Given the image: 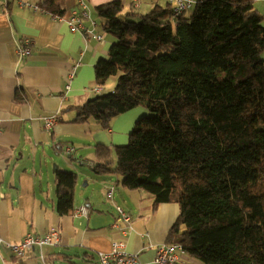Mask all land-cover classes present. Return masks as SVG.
<instances>
[{
	"label": "trees",
	"instance_id": "trees-1",
	"mask_svg": "<svg viewBox=\"0 0 264 264\" xmlns=\"http://www.w3.org/2000/svg\"><path fill=\"white\" fill-rule=\"evenodd\" d=\"M255 2L196 0L190 16H175L171 4L141 14L121 0L96 9L117 41L95 80L102 87L117 79L78 107L76 121L110 129L139 105L150 114L116 146L115 165L113 149L96 144L91 167L120 174L155 208L178 203L168 241L200 264H264V25ZM39 4L65 15L57 0ZM57 175V208L66 215L77 173Z\"/></svg>",
	"mask_w": 264,
	"mask_h": 264
},
{
	"label": "crops",
	"instance_id": "crops-1",
	"mask_svg": "<svg viewBox=\"0 0 264 264\" xmlns=\"http://www.w3.org/2000/svg\"><path fill=\"white\" fill-rule=\"evenodd\" d=\"M26 1L39 5L41 0ZM87 1L98 23L95 31L103 35V41L85 39L81 31L49 12L22 7L17 0H10L7 8L0 0V238L5 243H18L27 233L43 235L57 228L60 243L42 249L48 264H100V253L110 252L115 241H122L127 251L138 253L143 264H153L157 246L169 242L170 229L180 213L178 203H161L155 208L148 192L126 188L120 174H92L86 177L84 188L78 177L83 172L77 168L73 211L85 205L89 214L77 216L72 211L61 215L54 194L57 179L53 185L42 169L47 163L45 148L63 154L65 147L73 146L76 153L74 160H69L71 164L79 158L78 162L89 165L93 172L94 163L89 161L95 160L81 162L80 146L93 148V153L96 144L121 146L140 115H122L113 125L117 130L110 128L107 133L98 131L90 119L76 121L78 107L94 98L96 65L108 57L117 41L105 31L96 11L115 0ZM121 1L127 10L141 14L155 5L170 4L167 0H140L136 10L130 0ZM57 3L65 9V15L77 6V0ZM255 7L263 15L264 25V0H256ZM84 25L92 28L89 20ZM27 38L32 41L31 54L20 59L17 49ZM67 82L71 85L68 91ZM65 91L67 98L63 99ZM53 114H59V120L46 129L44 118ZM57 169L59 165L55 168L58 178ZM119 207L130 214L129 223L121 219ZM116 222L118 228L114 227ZM40 251L35 248L27 258H20L2 245L0 264H37ZM178 264L200 263L186 253Z\"/></svg>",
	"mask_w": 264,
	"mask_h": 264
},
{
	"label": "built area",
	"instance_id": "built-area-1",
	"mask_svg": "<svg viewBox=\"0 0 264 264\" xmlns=\"http://www.w3.org/2000/svg\"><path fill=\"white\" fill-rule=\"evenodd\" d=\"M132 5L137 6L140 0H130ZM173 8L175 16L182 15L187 10L194 7L196 0H167ZM20 6L22 7H31L37 12H48L40 6V4H35L26 0H17ZM5 6H8L9 0H4ZM54 18L65 20L67 23L75 30H79L83 33L85 39L89 40L94 38L98 41H103L104 37L102 34L97 33L95 28L98 26L96 20L91 16V7L87 0H77V6L73 7L67 15H55ZM89 20L92 24V28H85L84 21ZM31 39H25L18 47L17 52L20 59L26 58L31 54L32 49ZM70 82H67L65 88L68 91L70 89ZM97 93H102L103 88L97 85L94 89ZM67 91L63 94V99L67 98ZM44 125L46 129H51V127L58 122L59 114H53L44 118ZM65 153L68 157L74 158L76 153V148L73 146L65 147ZM120 217L125 222H130V214L124 211L121 207L118 208ZM75 215H88L89 210L85 205L80 206L79 208L73 211ZM120 225L118 222L114 224L115 228H118ZM127 228H122L124 233L127 232ZM60 243V234L59 229L51 228L46 234L36 235L32 233H27L22 241L18 243H5L0 238V250L2 245L7 247L12 251L16 256L20 258L28 257L30 253L35 249L39 248L40 251V261L37 264H48L45 260V256L42 252V249L46 246H55ZM186 254L184 246L180 243H162L157 246L156 255L153 261V264H178L181 260V255ZM100 264H143L138 253H132L125 249L124 243L122 241L113 242L111 251L108 253H100L99 256Z\"/></svg>",
	"mask_w": 264,
	"mask_h": 264
},
{
	"label": "rangeland",
	"instance_id": "rangeland-1",
	"mask_svg": "<svg viewBox=\"0 0 264 264\" xmlns=\"http://www.w3.org/2000/svg\"><path fill=\"white\" fill-rule=\"evenodd\" d=\"M132 7L134 8V9H136L137 10V8H139L140 7V4L138 3V5L137 6H135V5H132ZM143 11H145V10H141V12H143ZM192 9L191 10H188V13H187V15L188 16H190L191 14H192ZM116 79L117 78H115V76H113V78H111V79H109L108 80V82L106 83V85L105 86H102V88H103V92L102 93H97L96 92V94H95V92L92 94L93 96L92 97H96V96H98V95H103V94H106L107 92H109L110 90H111V88L113 87V84L114 83H116ZM97 86V85H96ZM95 86V87H96ZM94 87V88H95ZM143 111H145L144 113H142ZM128 113H140V115H138V117H137V119L135 120V123H134V125H133V127H132V129L131 130H133V128L135 127V125H136V123H137V121L139 120V119H141L142 117H144V116H147V115H149L150 114V111L147 109V107H145V106H143V105H139V106H137V107H135V108H133V109H131V110H129V111H127V112H125V113H123V114H120L121 116H117L116 118H114L113 120H112V122H111V125H110V128H112V130L113 131H116L117 129H114L113 127V125H114V123H116V121L118 120V119H122V118H120V117H124V116H122V115H128ZM77 114V113H76ZM96 120V119H95ZM95 120L94 119H90L89 121H90V123H92L93 125H96V127H98V131H100L101 133L102 132H105V133H107L108 132V129H104L101 125H99L98 123H96L95 122ZM132 132V131H131ZM128 142H129V138L127 139V141H126V143H124V144H122V145H126V144H128ZM118 146H120V145H118ZM85 148H84V145H81L80 146V149H79V154L81 155L80 156V161L81 162H83V161H85V159H92V160H95V161H89L90 163H96V159H95V157H94V153H93V148H90V150H88V146H87V148L84 150ZM113 150H112V152H113V156H112V159H111V161H110V165H115L116 164V146H114L113 148H112ZM83 150H84V152H83ZM43 151V150H42ZM45 153H44V155L46 154V152H47V155H46V162L47 163H43L42 164V169L44 170V173H45V175H46V178H48V180L50 179L51 180V182L53 183V185H54V183H55V181H56V179H57V176H56V173H55V168L59 165L60 166V169L59 170H61V169H63L64 167L66 168V169H63V170H67V171H73V170H75V171H73V172H78L77 171V168L79 169V170H82V172H83V174H78V177H79V179H80V186H83L84 188H86L85 186H86V177L87 176H90V175H94V176H97V174H96V172L95 171H93L92 172V170L90 169V167H89V165H85V166H83V164H81V163H79L78 162V159H76L77 160V162L73 165V164H71V161H73L74 159H71V158H69L67 155H66V153H65V148L63 149V154L62 153H60V152H58L57 150H55L54 148H52V147H48V148H45ZM33 159H34V156H33ZM69 160H71V161H69ZM99 160V159H98ZM38 162H40V158H38ZM88 162V163H89ZM99 162H103V161H101V160H99ZM86 190V189H85ZM80 191V190H79ZM54 194L56 195V193L54 192ZM78 194V193H77ZM77 200H80V199H77ZM10 251V250H9ZM11 253H13L12 251H10ZM14 254V253H13ZM15 255V254H14ZM16 256V255H15ZM18 257V256H17Z\"/></svg>",
	"mask_w": 264,
	"mask_h": 264
},
{
	"label": "water",
	"instance_id": "water-1",
	"mask_svg": "<svg viewBox=\"0 0 264 264\" xmlns=\"http://www.w3.org/2000/svg\"><path fill=\"white\" fill-rule=\"evenodd\" d=\"M70 158V157H69ZM71 159H74V158H71Z\"/></svg>",
	"mask_w": 264,
	"mask_h": 264
}]
</instances>
